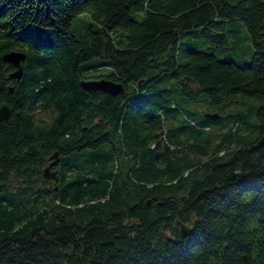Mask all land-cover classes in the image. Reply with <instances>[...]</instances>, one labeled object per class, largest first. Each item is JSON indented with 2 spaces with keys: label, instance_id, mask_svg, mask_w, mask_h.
I'll list each match as a JSON object with an SVG mask.
<instances>
[{
  "label": "trees",
  "instance_id": "1",
  "mask_svg": "<svg viewBox=\"0 0 264 264\" xmlns=\"http://www.w3.org/2000/svg\"><path fill=\"white\" fill-rule=\"evenodd\" d=\"M3 104L0 264H264V0H0Z\"/></svg>",
  "mask_w": 264,
  "mask_h": 264
},
{
  "label": "water",
  "instance_id": "2",
  "mask_svg": "<svg viewBox=\"0 0 264 264\" xmlns=\"http://www.w3.org/2000/svg\"><path fill=\"white\" fill-rule=\"evenodd\" d=\"M26 54L25 52L21 50H11L8 52H5L1 55V59L10 64L13 67V70L10 71L7 75V80H14L18 81L20 80L22 73H23V66L22 62L25 60ZM80 86L84 90H98L101 92H104L110 96H116L119 94H124L125 87L120 82H115L109 79L105 78H98V79H82L80 80ZM8 92H11L13 90L12 85L7 86ZM10 115V109L7 105L3 104L0 106V120H5ZM205 117L215 119L218 117L217 114H210L205 113ZM257 147L264 146V134L261 135V137L256 142ZM49 162L48 164L43 168L42 170V176L46 180L55 181L57 180L60 171L58 168H56L59 164V156L58 152L55 151L49 156ZM55 168V169H52ZM146 204L149 205L150 201L147 200ZM188 228L184 225L180 224V232L182 234L188 233Z\"/></svg>",
  "mask_w": 264,
  "mask_h": 264
},
{
  "label": "rangeland",
  "instance_id": "3",
  "mask_svg": "<svg viewBox=\"0 0 264 264\" xmlns=\"http://www.w3.org/2000/svg\"><path fill=\"white\" fill-rule=\"evenodd\" d=\"M73 32L78 34L79 30L83 28L80 25V21H73ZM235 30L228 33V41L229 46L226 48H218L214 46L206 47L205 45H201L198 48L205 50L207 52L213 53L218 58H226L231 56V60H233L237 65L248 64L252 60V52L253 48L251 46L250 40L248 39V33L246 27L241 22H235L233 25ZM236 43V44H234ZM97 58L91 59V62L96 61ZM195 107L196 111L199 114H203V104L200 102H195L190 105L189 108Z\"/></svg>",
  "mask_w": 264,
  "mask_h": 264
},
{
  "label": "flooded vegetation",
  "instance_id": "4",
  "mask_svg": "<svg viewBox=\"0 0 264 264\" xmlns=\"http://www.w3.org/2000/svg\"><path fill=\"white\" fill-rule=\"evenodd\" d=\"M57 168V167H56ZM52 169H55V168H52Z\"/></svg>",
  "mask_w": 264,
  "mask_h": 264
}]
</instances>
